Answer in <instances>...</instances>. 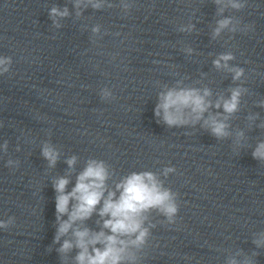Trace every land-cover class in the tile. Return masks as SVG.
<instances>
[{"label": "clouds", "instance_id": "9594fccd", "mask_svg": "<svg viewBox=\"0 0 264 264\" xmlns=\"http://www.w3.org/2000/svg\"><path fill=\"white\" fill-rule=\"evenodd\" d=\"M214 2L220 6L218 14H222L227 7L237 11L246 7V0H214ZM89 5L93 9L103 7L100 0H75L74 7L78 9L76 15H81L79 9L82 6ZM122 7L127 11L132 4L128 0H122ZM68 15L67 7L63 9L52 7L49 12L56 27H60L57 18H65ZM239 23V21L234 23V18L231 16L218 20L213 37L218 36L224 29L237 31ZM192 27L188 25L187 29L182 30H190ZM251 28L252 25L245 26V29ZM98 31L99 26L93 28L94 33ZM188 51L192 50L188 49ZM232 59L234 56L231 53H225L214 61V65L217 68H228L227 62ZM12 63L10 56H0V75L9 73ZM228 70L234 74V81L239 80L244 74L242 68L233 67ZM230 91V97H220L215 103L217 109L222 107L223 112L227 114L223 119L219 118V113L204 117L212 106V102L207 99L211 95L207 88L202 93L199 89L192 87L170 88L160 94L155 114L161 117L169 127L195 125L203 120V127L210 130L214 137L226 138L230 133L229 125L225 121L238 111L240 97L246 89L236 87ZM104 95L107 96L110 93L105 91ZM260 106L264 107V101L260 103ZM242 136V132L238 133V140ZM4 148L7 149V142ZM42 155L48 160L50 166L55 165L58 152L54 148L46 144L42 149ZM252 157L258 161H264V141L257 143ZM75 159L72 157L67 161L70 168L75 164ZM12 163L13 161H8L9 165ZM174 170L171 167L165 168L164 174L167 175ZM108 178L109 172L103 161L89 160L83 171L78 174L71 191L66 190L70 183L67 177H60L54 182L58 227L53 243H59L61 237L66 236L70 231L72 234V238L65 239L57 249L62 261L68 252L76 249L75 264H140L141 257L138 253L147 244L150 227H154V225L145 226L148 220L147 213L156 210L167 218L169 224L175 223L179 211L176 194L164 188L156 174L150 171L133 172L116 183L114 189L108 188ZM93 214L99 217L97 220V224L100 225L99 231L78 226L83 225ZM65 215L66 220L62 219ZM13 223L14 217H10L7 222L0 221V228L6 229ZM253 243L257 249L264 247V232L259 233ZM255 255L257 253L253 252L252 257ZM252 257L246 256L243 261H239L233 256L228 259L227 264H254Z\"/></svg>", "mask_w": 264, "mask_h": 264}]
</instances>
